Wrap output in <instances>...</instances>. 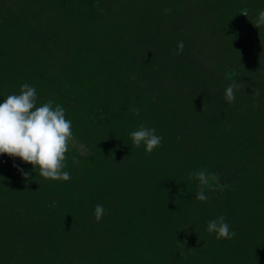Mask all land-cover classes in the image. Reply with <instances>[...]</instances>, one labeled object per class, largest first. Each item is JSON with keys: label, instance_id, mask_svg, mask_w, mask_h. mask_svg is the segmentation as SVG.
<instances>
[{"label": "trees", "instance_id": "obj_1", "mask_svg": "<svg viewBox=\"0 0 264 264\" xmlns=\"http://www.w3.org/2000/svg\"><path fill=\"white\" fill-rule=\"evenodd\" d=\"M260 10L264 0H0V103L27 83L37 106L65 108L75 138L67 181L0 154V264H264ZM141 124L163 137L151 153L132 143ZM199 170L218 177L205 202ZM221 215L230 240L207 231Z\"/></svg>", "mask_w": 264, "mask_h": 264}, {"label": "clouds", "instance_id": "obj_2", "mask_svg": "<svg viewBox=\"0 0 264 264\" xmlns=\"http://www.w3.org/2000/svg\"><path fill=\"white\" fill-rule=\"evenodd\" d=\"M248 15L247 11L243 12ZM254 26H264V10H260ZM184 51V42L177 44L176 54ZM237 84L234 81L225 89V100L232 103L235 100ZM138 112V109H132ZM66 110L60 104L48 100L37 106V93L33 86L24 83L20 86L19 94L8 95L0 103V154H7L10 157H19L23 162L30 163L33 168L39 169V174L45 179L70 180V173L64 171L66 168V153L69 151V144H75L72 131V122L66 119ZM132 143L136 147L141 144L145 151L151 153L161 145L163 137L156 134V129L141 124L137 130L130 133ZM123 160V159H122ZM122 160L120 162H122ZM74 163L78 161L73 158ZM119 162V163H120ZM14 167H18L14 165ZM22 172L25 178L29 173ZM198 180V191L196 199L205 202L209 198L205 189L213 187L218 177L215 173L209 174L207 170H199L190 174ZM105 209L103 205L97 204L94 208L96 222H99ZM207 231L215 233L217 240H230L236 233L230 230L229 224L223 215L211 220L207 224Z\"/></svg>", "mask_w": 264, "mask_h": 264}]
</instances>
